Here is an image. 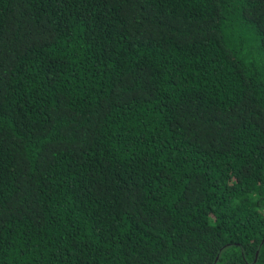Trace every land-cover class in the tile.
<instances>
[{
	"label": "trees",
	"instance_id": "1",
	"mask_svg": "<svg viewBox=\"0 0 264 264\" xmlns=\"http://www.w3.org/2000/svg\"><path fill=\"white\" fill-rule=\"evenodd\" d=\"M0 264H264V0H0Z\"/></svg>",
	"mask_w": 264,
	"mask_h": 264
}]
</instances>
